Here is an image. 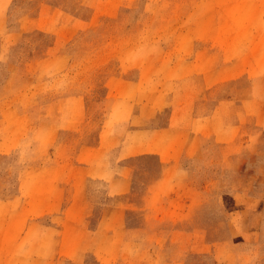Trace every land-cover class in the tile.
Instances as JSON below:
<instances>
[{"label":"rangeland","instance_id":"obj_1","mask_svg":"<svg viewBox=\"0 0 264 264\" xmlns=\"http://www.w3.org/2000/svg\"><path fill=\"white\" fill-rule=\"evenodd\" d=\"M0 264H264V0H0Z\"/></svg>","mask_w":264,"mask_h":264},{"label":"crops","instance_id":"obj_2","mask_svg":"<svg viewBox=\"0 0 264 264\" xmlns=\"http://www.w3.org/2000/svg\"><path fill=\"white\" fill-rule=\"evenodd\" d=\"M215 108V107H214ZM213 108V109H214ZM134 117V115L132 116V118ZM136 117V119L138 118V115H136L135 116ZM169 119L171 120L172 119V116H170L169 117ZM164 129L165 130H167V131H169V132H172L173 134H175V135H180L181 136V138H185V139H183V141H182V145H181V147L179 146V144L177 143V146H179L180 147V151L181 152H184V153H188V151H189V147H193V140L192 139H194V137H195V135H193V133L191 132H186V131H184L183 129H181V128H176V127H171V126H166V127H164ZM189 135H190V138H189ZM197 135V134H196ZM174 143H176L175 141H173V140H171V146L169 147V148H173V149H177V152L179 151L178 150V148L175 146L174 147V145H172V144H174ZM152 144V143H151ZM156 144V143H155ZM154 144V145H155ZM154 145L152 146V145H150V146H152V147H154Z\"/></svg>","mask_w":264,"mask_h":264}]
</instances>
